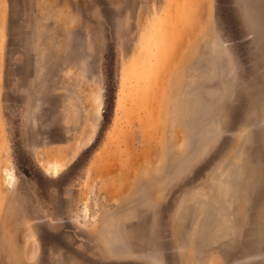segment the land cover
Returning <instances> with one entry per match:
<instances>
[{
	"label": "rangeland",
	"instance_id": "374dc122",
	"mask_svg": "<svg viewBox=\"0 0 264 264\" xmlns=\"http://www.w3.org/2000/svg\"><path fill=\"white\" fill-rule=\"evenodd\" d=\"M0 264H264V0H0Z\"/></svg>",
	"mask_w": 264,
	"mask_h": 264
},
{
	"label": "trees",
	"instance_id": "16d2710c",
	"mask_svg": "<svg viewBox=\"0 0 264 264\" xmlns=\"http://www.w3.org/2000/svg\"><path fill=\"white\" fill-rule=\"evenodd\" d=\"M105 60H106V56H105ZM109 70H110L108 72L109 78L107 79V83H106L105 90H104V105L102 109V127L104 128L103 131L106 130L105 127L109 125V122L113 115L115 95L117 92V85H118V80H117L118 77H117L116 69L112 68Z\"/></svg>",
	"mask_w": 264,
	"mask_h": 264
},
{
	"label": "bare ground",
	"instance_id": "6f19581e",
	"mask_svg": "<svg viewBox=\"0 0 264 264\" xmlns=\"http://www.w3.org/2000/svg\"><path fill=\"white\" fill-rule=\"evenodd\" d=\"M53 168V167H52ZM56 169V168H55Z\"/></svg>",
	"mask_w": 264,
	"mask_h": 264
}]
</instances>
